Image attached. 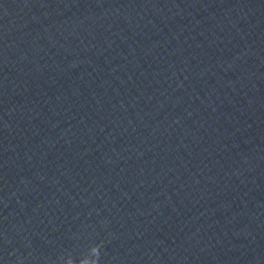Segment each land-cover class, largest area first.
Here are the masks:
<instances>
[{
  "label": "water",
  "instance_id": "obj_1",
  "mask_svg": "<svg viewBox=\"0 0 264 264\" xmlns=\"http://www.w3.org/2000/svg\"><path fill=\"white\" fill-rule=\"evenodd\" d=\"M0 264H264V0H0Z\"/></svg>",
  "mask_w": 264,
  "mask_h": 264
}]
</instances>
